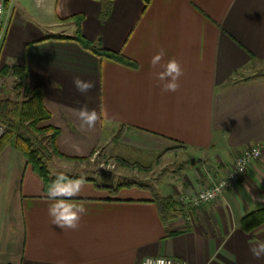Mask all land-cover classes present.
<instances>
[{
    "label": "crops",
    "instance_id": "obj_1",
    "mask_svg": "<svg viewBox=\"0 0 264 264\" xmlns=\"http://www.w3.org/2000/svg\"><path fill=\"white\" fill-rule=\"evenodd\" d=\"M79 31L130 62L53 37ZM160 50L161 63L175 58L183 68L176 92L162 90L161 69L152 67ZM13 65L42 89L48 124L60 130L59 153L48 162L52 179L53 168L106 173L111 160L131 181L98 184L83 175L85 187L72 200L87 213L77 229H62L48 214L45 182L7 145L0 153V264H143L149 256L264 264L249 251L264 240V224L242 226L264 208V0H13L0 69ZM74 77L94 87L81 94ZM84 106L105 113L88 131L77 116ZM257 143L262 156L236 187L163 216L159 195L195 196ZM127 162L141 171L129 174Z\"/></svg>",
    "mask_w": 264,
    "mask_h": 264
},
{
    "label": "trees",
    "instance_id": "obj_2",
    "mask_svg": "<svg viewBox=\"0 0 264 264\" xmlns=\"http://www.w3.org/2000/svg\"><path fill=\"white\" fill-rule=\"evenodd\" d=\"M143 1L146 6L152 2V0ZM53 37L74 40L84 49L101 58L122 63L130 62L120 52L102 47L101 44L87 39L80 31L75 36ZM0 76L5 80V85L0 90V123L4 127V133L0 137V153L7 145L20 150L34 171L43 179L46 187H49L54 179L50 176L48 162L59 153L57 137L60 130L48 124L51 113L45 105L44 93L40 87H32L29 84L24 66L2 67ZM8 82L10 86L7 85ZM157 200L165 218L178 216L184 210V205L179 199L172 196L159 195ZM262 224H264V208L255 210L242 219V226L246 231H251Z\"/></svg>",
    "mask_w": 264,
    "mask_h": 264
},
{
    "label": "clouds",
    "instance_id": "obj_3",
    "mask_svg": "<svg viewBox=\"0 0 264 264\" xmlns=\"http://www.w3.org/2000/svg\"><path fill=\"white\" fill-rule=\"evenodd\" d=\"M42 0H37L40 6ZM165 53L163 50L158 51L151 60L152 67L155 69L160 67L157 72V79L161 82L160 86L165 92H176L180 87V77L183 75V68L180 61L175 58L169 59L166 63H161ZM73 84L78 92L86 94L94 87V82L84 80L81 77H74ZM105 113L103 110L97 112L95 109H89L87 106L81 107L77 111V116L81 121V131H88L95 128L98 121H101ZM253 155L260 157L261 153L258 149L254 150ZM223 186V185H222ZM85 187L84 177L73 178L61 171L55 174V179L47 189V200L50 202L48 214L51 217L52 224L58 225L62 229L75 230L79 227V222L83 215L87 213V209L83 204L73 202L72 198L79 196ZM220 189H213L201 192L199 200H213L219 193ZM199 200L193 203L198 204ZM249 251L256 259H264V240L253 243Z\"/></svg>",
    "mask_w": 264,
    "mask_h": 264
},
{
    "label": "built area",
    "instance_id": "obj_4",
    "mask_svg": "<svg viewBox=\"0 0 264 264\" xmlns=\"http://www.w3.org/2000/svg\"><path fill=\"white\" fill-rule=\"evenodd\" d=\"M12 2L13 0H0V51L3 47L8 27L11 20L12 14ZM5 85V80L0 76V90ZM4 133V127L0 123V137ZM258 149L262 156L263 145L261 143L254 144L246 148L236 159L234 164L229 169L227 175L225 177L212 179H206L205 186L195 195H181L179 197V201L186 206L198 207L202 203L213 202L225 194V191L234 188L238 185L243 176L247 173L250 166L259 159L260 157H256L253 155L254 150ZM223 185V186H222ZM219 188L220 191L216 195L213 200H199V196L201 192L213 190ZM194 200H199V203H193ZM143 264H188L184 260H180L177 258L169 257V256H149L146 257L143 261Z\"/></svg>",
    "mask_w": 264,
    "mask_h": 264
},
{
    "label": "rangeland",
    "instance_id": "obj_5",
    "mask_svg": "<svg viewBox=\"0 0 264 264\" xmlns=\"http://www.w3.org/2000/svg\"><path fill=\"white\" fill-rule=\"evenodd\" d=\"M65 27H66L65 24L60 25L58 27V29H59L58 31H61V29L65 28ZM7 85L10 86V83L8 82ZM112 135L114 136V134H112ZM108 138L110 139V137H108ZM114 139H115V137H114ZM109 163H112V164L110 165ZM113 163H114L113 161L108 160V162L105 165H103V166H107V167H105L106 170H108L106 173L103 172V171L102 172L101 171H98V173L93 174L92 172L87 173V172H82V171H79V170H76V169H74V170H65V172L68 173V174H70V175L80 174L82 176L83 175H88L89 177H91L93 175L92 177L96 180V182L98 184L108 183L110 185H113V183L114 184H119V183H124V182L131 181V179H129V178H127V179L123 178L121 176V170L119 171V169H117L118 168V165L116 163H114V164ZM135 165L136 164L127 162V167H126V170L125 171H127L129 174L134 175V173L137 172V170H136L137 168H138V170L141 169L140 166H138V167L136 166V169L133 168ZM53 169H52L53 173L56 174L55 173L56 172L55 168H53ZM61 169H63V168H61ZM57 171H59V169Z\"/></svg>",
    "mask_w": 264,
    "mask_h": 264
}]
</instances>
